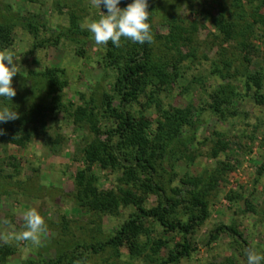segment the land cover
<instances>
[{
	"label": "rangeland",
	"instance_id": "1",
	"mask_svg": "<svg viewBox=\"0 0 264 264\" xmlns=\"http://www.w3.org/2000/svg\"><path fill=\"white\" fill-rule=\"evenodd\" d=\"M149 1L156 7L154 34L164 37L171 18L185 27L191 22L196 26L191 42L180 48L182 54L189 55L180 62L177 76L155 95L162 109L191 110L192 123L181 133L184 142L165 152L163 172L158 170L164 191L172 195L173 189H182V194L189 188L180 183L186 177L199 179L200 185L213 181L206 195L207 215L189 236L195 249L170 264H247V249L264 255V104L254 102L256 88L246 79V74L255 71L264 75V9L250 0ZM118 7L122 9L121 2ZM100 12L107 15L103 5L97 9L91 0H0V23L11 27L10 44L4 49L13 50L21 66L12 79L15 97L11 101L0 98V108L8 106L16 111L27 93L34 98L43 94L37 74L48 68H56L64 81L58 93L67 110L90 97L98 98L102 92L110 94L115 72L105 65L104 46L96 45L93 34L81 27L86 19L98 21ZM218 13L233 24L234 37L227 42L221 41V34L211 24ZM71 17L77 32L69 31ZM219 53L232 58L228 74L222 70V78L211 71ZM221 86H226L228 103L216 112L211 96ZM258 92L264 95V81ZM147 101L141 94L130 109L154 126L160 112ZM98 123L101 132L111 125L102 116ZM46 124V134L33 136L23 147L0 139V234L9 231L3 224L5 219L16 232L25 230L23 214L31 208L37 209L47 226L39 246L30 241L0 240L10 250L0 264L52 259L60 248H67L65 251L77 258L70 264H150L145 255L152 254V241H163L157 257H164L167 248L182 241L180 234L164 231L148 219L144 223L147 234L124 240L114 254L109 248L97 254L84 249L83 243L91 238L112 236L134 215L135 208L121 204L110 214L79 208L71 197L76 173L91 176L100 190L118 191L131 183H125L120 165L93 164L85 169L82 147L89 136L86 129L72 124L67 111L47 113ZM216 142L222 149L212 156ZM157 200L155 193L148 192L143 203L148 208ZM219 225L234 227L238 237L222 230L208 240ZM133 243H146L141 256L129 253Z\"/></svg>",
	"mask_w": 264,
	"mask_h": 264
},
{
	"label": "trees",
	"instance_id": "2",
	"mask_svg": "<svg viewBox=\"0 0 264 264\" xmlns=\"http://www.w3.org/2000/svg\"><path fill=\"white\" fill-rule=\"evenodd\" d=\"M250 1L258 8L264 9V0ZM132 2L133 0H121L122 9ZM147 2V11L150 13L147 22L151 26L154 42L141 45L122 37L120 47H115L111 41L104 46L105 65L115 72L110 94L102 92L98 98L90 97L84 104H77L71 110H67L58 93L64 86V81L57 76L56 68H48L37 74L39 81L42 82L43 94L34 98L27 93L28 96L20 99L16 109L20 118L7 123L0 122V129L6 133L0 135V139L14 146L23 147L33 136L46 134L47 113L67 111L72 124L86 129L89 136L82 147L85 169L88 170L93 164L109 168L120 165L123 168L125 183H131L130 187L119 188L118 191L100 190L95 186L91 176L78 171L71 193L75 204L85 211L99 214L114 213L121 204L132 205L135 208L134 215L123 222L112 236L103 240L91 238L89 242L83 243L84 249L91 254H97L109 248L114 254L124 240L136 239L139 235L147 234L144 223L149 219L157 222L164 231L176 232L181 236L182 241L172 249L167 248L164 257H157L158 250L163 246V241L159 239L152 241V254L145 255L150 264H170L195 249L190 243L189 236L207 215L206 195L213 186V181L208 180L207 183L200 185L199 179L186 177L181 179L180 183L189 188L183 189L182 194H180L182 189H173L172 195L164 191L162 174L158 173V170L163 172L165 152L176 143L184 142L181 133L185 125L192 123L191 110L190 107L162 109L155 95L166 90L177 76L180 62L189 55L182 54L180 48L191 42L196 26L191 22L185 27L171 18L167 23L166 35L164 37L156 35L152 24L156 7L150 5L149 0ZM261 19L264 20L263 17ZM211 24L221 34L222 42L233 39L235 33L233 24L222 13L212 17ZM27 26L30 30H35L28 23ZM69 31L70 33L78 31L73 17L70 20ZM10 32V25L0 23V49L10 44ZM220 48L224 50L223 47ZM243 60L248 61L245 57ZM231 61L232 58L219 53L217 60L212 62L211 71L222 78V70L224 74H228ZM246 79L256 88L253 94L254 102L264 104V95L258 92L263 85L264 75L255 71L253 74H246ZM225 88L226 86H221L220 90L214 91L211 96L212 109L216 112H220L221 104L228 103ZM141 94L148 99L147 102L154 103L160 112V119L155 121L154 126L150 120L134 116L130 109ZM44 97L48 98L45 102ZM100 116L111 122L103 132L98 123ZM103 134L104 137L101 136ZM219 143L216 142L212 147V156L222 149L218 146ZM148 192L155 193L158 200L155 206L146 208L143 202ZM222 230L236 237L239 235L234 227L219 225L210 232L208 240L215 239ZM146 243H133L128 247L129 253L136 257L141 256ZM62 249L60 248L52 259L39 260L36 263L29 260L25 264H70L77 260L70 254L71 252L68 254L65 251L67 248ZM9 251L8 246L0 244V263L5 260ZM261 264L264 262L261 261Z\"/></svg>",
	"mask_w": 264,
	"mask_h": 264
},
{
	"label": "clouds",
	"instance_id": "3",
	"mask_svg": "<svg viewBox=\"0 0 264 264\" xmlns=\"http://www.w3.org/2000/svg\"><path fill=\"white\" fill-rule=\"evenodd\" d=\"M121 0H91V4L99 9L103 5L107 9V15L100 12V19H86L81 25L87 28L93 36L96 45L107 46L109 41L115 47L121 46V38L131 40L141 45L153 43L154 37L151 32V26L147 22L150 13L147 11V0H133L123 10L118 7ZM21 71L15 53L11 49L0 50V98L9 101L16 95L12 87V79ZM20 118V114L8 106L0 108V122L7 123ZM5 131L0 129V135H5ZM23 220L25 222L23 231L16 232L15 226L7 219L3 221L4 226L9 230L0 234V240L8 243L10 240L30 241L32 245L39 246L42 236L47 231L44 218L39 214L36 208H31L24 212ZM247 264H261L264 255L259 254L255 249H247Z\"/></svg>",
	"mask_w": 264,
	"mask_h": 264
}]
</instances>
